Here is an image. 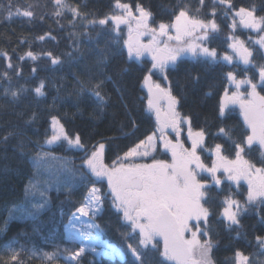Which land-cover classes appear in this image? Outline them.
<instances>
[{"label":"snow or ice","instance_id":"snow-or-ice-1","mask_svg":"<svg viewBox=\"0 0 264 264\" xmlns=\"http://www.w3.org/2000/svg\"><path fill=\"white\" fill-rule=\"evenodd\" d=\"M52 4L55 9L52 15L63 17L67 11L71 14L69 24L73 27L76 20L87 21L86 25L81 26L99 28L98 37L107 34L119 45L106 46L100 50L95 70L86 67L83 78L74 76L76 95L81 98L87 95L93 102L89 119L100 121L108 108H119L127 120V124L121 123V130L124 127L136 128V118L133 115L135 101L126 96L119 81L114 79V75L119 76L120 72H127L128 69L117 66L114 75H108L106 71L116 58L124 55V48L127 49L129 61H140L146 55L151 58L150 67L144 70L140 83L147 89L146 110L155 115V126L151 134L140 139L122 155H117L111 164L104 162V137L89 150L80 132L70 134L58 116H51V134H46L42 142L37 141L33 145L36 149L33 166L39 167L49 161L62 159L52 155L51 148L67 144L83 151L80 174L82 180H87L91 185L80 205L71 214L66 229L67 241L76 242L78 238L90 240L93 230L99 226L93 222L87 230L82 231L76 227V222L83 217L97 216L105 201L110 198L111 206L122 214L125 226L130 230L127 239L135 241L126 245L133 257V264H217L213 259V252L218 247L213 222L223 224L229 233L235 232L236 235L231 239L237 241L242 238V219L250 209L259 217L260 223L264 224V95H261V91H264V15L257 14L264 13V0H259V4L246 6H237L234 0H195L194 4L189 0H174L172 3L159 5L157 12L151 6L146 7L142 0H135L134 3L109 0L108 11L103 15L96 12L83 13L80 5H69L66 0H52ZM37 6L31 3L14 4L12 0H8L6 18L11 19L16 15L27 18L31 23L37 19L33 10ZM163 16L168 19L158 18ZM220 17L225 20L231 18L227 27L233 34L228 37L232 41L228 47L244 65H252L255 70L251 76L245 75L243 79L238 78V71L246 72L249 69L229 70L224 74L228 86L224 87L219 99L217 119L223 124L226 109L230 105L239 107L243 117V130L235 139V130L224 126H218L215 133H209L204 127H194L193 122L198 114L192 109L188 112L179 110L183 107L185 97L181 95L179 81L175 82L174 94L173 82L169 80L170 71H175L185 56L198 62L215 63L223 60L227 64L233 63V55L219 57L217 50L208 46L220 31L217 22ZM44 18V15L39 16L40 21ZM122 25L127 27V39L121 43ZM238 26L259 34V38L254 41L259 45L255 55L253 50L245 46V41L235 35ZM60 27L64 26L60 24ZM143 37H149L147 42ZM46 38L56 39L51 32L36 37L39 41ZM64 55L71 64L74 52ZM41 56L47 57L53 66L66 62L61 55H54L51 51L37 54L29 50L17 59L24 61L25 58H30L37 61ZM0 57L6 61L4 70L0 72V81H7L9 85L3 88L0 96H10V103L16 104L29 92L34 93V98L47 95L48 85L45 79H39L32 88L21 85L12 89V77L19 78L23 69L20 64L12 63L8 52H0ZM257 57L260 62H257ZM36 72L37 68L32 67L33 78ZM157 75L168 81L167 87H162L153 79ZM193 79L198 80L199 77ZM109 83L113 85L115 100L113 92L106 87ZM245 86V91H241ZM231 88L235 90L230 91ZM10 114L22 115L9 113L5 105H0V119ZM38 118V113L33 112L28 123ZM169 130L175 133L174 137L169 138ZM185 132L186 137L182 139ZM20 134L22 133L17 131L9 132L0 138V143H7L10 137ZM210 136L213 140L222 142L209 145ZM161 146L165 153H170V160L156 158L155 154ZM254 147L261 153L256 162L245 158V154ZM205 152L210 154V164L203 158ZM232 155L234 158H230ZM147 158H151L150 163L140 162ZM70 164V161H64L61 167L74 176L75 170L69 167ZM105 181L106 190L103 188ZM241 181L247 183L246 195L239 191ZM97 184L101 187H97ZM36 187L30 182L25 187V196L32 195ZM60 187L63 185H58L57 190ZM48 190L45 188L40 192L41 199L33 203L27 213L21 207L10 210L8 219L0 224V235L8 231L10 220L35 219L48 204ZM68 192L71 193V188H68ZM238 195L244 196L243 202L236 198ZM214 207L219 211H214ZM245 242L248 245L254 242L259 252L246 254L242 249L235 248L230 257H225V264H257L253 256L264 255V235H255L254 241ZM16 243L18 242L13 238L0 245V253H7L6 256L0 255V264H26L27 260L32 259H39L42 264H58L60 259L65 264H83L86 254L84 246L74 251L65 248L63 251L67 255L61 256L59 246L56 251L38 253L34 248L29 249L24 245L13 247ZM91 251L95 252L96 249L92 248ZM22 253L26 256L22 257ZM112 253L119 254L120 250L113 248ZM258 264H264V260Z\"/></svg>","mask_w":264,"mask_h":264},{"label":"trees","instance_id":"trees-1","mask_svg":"<svg viewBox=\"0 0 264 264\" xmlns=\"http://www.w3.org/2000/svg\"><path fill=\"white\" fill-rule=\"evenodd\" d=\"M14 4L31 3L38 5L33 10L37 14V19L29 22L27 18L13 15L11 19L6 18V5L8 0H0V52H8L12 57L13 64H20L23 69L22 75L17 78L12 77L10 87L12 89L19 88L21 85L32 88L38 83L39 79H45L48 87L47 95L40 98H34V93L29 92L22 96L16 104H11V97L0 96V105H5L9 113H20L22 115H5L0 119V138L9 132L17 131L22 134L10 137L7 143H0V224L8 219L9 211L14 207H21L27 213L31 209V205L41 199L40 192L45 188L49 189L46 193L48 197L47 206L37 214L35 219L10 220L8 231L0 235V245H4L13 238L18 242L13 245L19 248L24 245L29 249H35L40 252L56 251L59 246L61 256H66L63 250L68 248L76 250L81 245L78 242L67 241V226L71 214L75 211L81 201L84 199L86 192L91 185L87 180H82L80 174L81 158L84 155L80 149L69 147L67 144L53 146L51 148L52 155L62 158L60 160H52L41 164L39 167L33 166V158L36 149L33 145L42 142L45 135L51 134L50 118L55 115L64 123L67 131L72 134L80 132L82 140L89 150L91 146L101 141L104 137L106 144L105 162L111 164L117 155H122L128 148L134 146L140 139H144L146 135L151 134L155 126V116L148 112L147 109V91L142 87L140 78L144 70L150 67L151 61L147 59L127 60V49L124 48V55L116 58L113 65L106 70L108 75H114L116 67L127 68V72H120L119 76L114 75L121 87L125 90L126 96L135 101V109L133 112L136 118V128L124 127L121 130V123L127 124L126 118L123 116L119 108L110 107L106 110L104 118L100 121H91L89 113L92 111L93 102L85 95L78 97L76 95L77 86L74 76L83 78V72L86 67L95 70V61L101 49L106 46L119 47L112 41L107 34L97 36L99 28L92 29L90 27H82L87 21L76 20L75 27L69 24L71 14L67 11L63 17L52 15L54 6L52 0H12ZM125 2L134 3L135 0H125ZM144 5L151 6L154 12L158 11L161 4H169L174 0H142ZM194 4L195 0H189ZM69 5H80L81 12H96L103 15L108 11L109 0H66ZM239 5H249L252 3L259 4V0H234ZM86 5V7H85ZM264 15V13H257ZM44 15V20L40 21L39 16ZM167 20V16L158 17ZM91 19V17H89ZM59 20V24H57ZM220 31L214 36L209 43V47L217 50L218 56L229 55L228 44L232 30L227 27L231 23V18L225 20L218 18ZM60 24L64 27L61 28ZM122 38L125 37L126 30L122 28ZM51 32L56 37L55 40L46 38L44 41L36 39L39 35ZM75 33V35H72ZM236 36L245 41L246 47L254 51L259 45L254 41L259 38V34H251L239 30L235 32ZM251 38V39H249ZM21 41H25L21 43ZM74 49L76 51H74ZM41 53L51 51L54 55H61L66 62L63 65H51L47 57L41 56L37 61L25 58L24 61H18V57L27 51ZM74 52V59L71 64L67 62L68 57L64 54ZM257 62H260L257 57ZM6 61L0 57V72L4 70ZM32 67L37 68L35 78L31 73ZM245 70L238 71V78L243 79L245 75L251 76L255 71L252 65H244L239 60L232 64H227L223 60L215 63H205L204 61H196L183 58L177 65L175 71H170L169 80L173 82V91L176 94V81H179L181 95L185 97L181 112H188L190 109L198 114L194 119V127H204L209 133H215L218 126H224L234 129L233 138L239 136L242 131L243 117L237 105L229 106L226 109L225 116L221 120L217 119V106L220 97L223 94L224 87L228 86L225 82V73L229 70ZM199 77L198 80L193 77ZM160 80L161 78L157 75ZM7 81H0V93L4 87H8ZM110 92H113V100L116 99L113 85H106ZM59 89V91H57ZM231 88L230 91H234ZM261 91L260 88L257 89ZM245 91V90H244ZM211 93V95H205ZM264 95V91H261ZM143 109V111H142ZM38 113L39 118L30 121L31 114ZM82 113V115L80 114ZM114 113L116 114L114 116ZM246 127V126H244ZM115 139H108V138ZM186 137V132L182 135V139ZM21 141L23 145H21ZM220 140H213L209 137L208 143H221ZM187 146V144H186ZM157 159L170 160V153H165L160 147L155 154ZM260 151L254 147L251 152L245 154L246 159L256 162L260 158ZM210 154L203 153L206 163H211ZM234 158V155L230 156ZM64 161H70L69 167L75 170V175L66 173L61 165ZM144 162H151L145 160ZM94 179V178H93ZM33 183L37 187L33 190V194L25 196V187ZM58 185H63L57 190ZM97 187H101L97 184ZM68 188H71L69 194ZM106 190V182L103 185ZM243 202L244 196L236 197ZM214 211L219 209L214 207ZM63 213V215H61ZM100 231L103 233L105 240L111 244L118 246L126 255L125 258L102 257L97 259L95 255L89 253L83 258V264H133V257L127 251V243H135L134 240L127 239L130 230L125 226L122 214L117 213L111 206L110 198L103 204L102 212L95 219ZM243 228L240 229L242 238L240 240L231 239L236 235L235 232L229 233L224 229L223 224L212 223V228L217 235L215 240L218 242L217 249L213 252V259L217 264H225V257H230L235 248L242 249L246 254H255L259 250L254 242L248 245L245 240L254 241L255 235H264V224H261L259 217L250 209L249 213L242 219ZM6 256L7 253H0ZM26 256L25 253L21 254ZM254 261L264 260V255L256 254L253 256ZM26 264H42L39 259L27 260ZM58 264H65L63 259ZM173 264V262H166Z\"/></svg>","mask_w":264,"mask_h":264},{"label":"rangeland","instance_id":"rangeland-1","mask_svg":"<svg viewBox=\"0 0 264 264\" xmlns=\"http://www.w3.org/2000/svg\"><path fill=\"white\" fill-rule=\"evenodd\" d=\"M121 28H125V30H126L125 37L127 38V27L122 25ZM239 30L244 31V32H248L249 36H251L252 33L253 34H257L256 32H254V31H252L250 29H244V28L239 27V26L237 27V29H236L235 32H238ZM237 37L242 40L241 37H239V36H237ZM148 39H149V37H143V40L145 42H147ZM231 42L232 41L230 40L229 44ZM228 52H229V55H233V57H234L233 62L239 60L235 56V54L232 52V49L231 48H229ZM144 58H145V56L142 59H144ZM183 58H188V59L194 60L190 56H185ZM239 62H241V61L239 60ZM153 79L156 80L158 83H160L162 87H167L168 86V81H165L162 78L160 80L158 77H155L154 76ZM245 88H246V86L245 87H242L241 91H244ZM146 91H147V89H146ZM230 106H232V105H230ZM170 131L171 130H169V133H170ZM146 160H151V158H147ZM104 162H105V160H104ZM140 162H144V161H140ZM241 185H242V187H241V189L239 191L241 193H244L246 195V191L245 190L247 188V183L245 181H241ZM101 212H102V210L98 213L97 216H99L101 214ZM97 216H95V217H83V218H81L79 221L76 222V227L78 229L82 230V231L83 230H87L90 224H92L93 222L95 223V219H96ZM76 242H78L81 246H84L86 248V254L91 253V254L95 255L97 259H100L102 257H111V258L114 257V258H122L123 259V258L126 257L125 253L118 246H116L114 244H111L109 241L105 240V238L103 236V233L100 231L99 228L93 230V236H92V238L90 240L84 241L82 238H78ZM92 248H95L96 251L95 252L91 251ZM113 248L120 250V253L119 254H113L112 253V249ZM106 252L109 253V254L108 255H105L104 253H106Z\"/></svg>","mask_w":264,"mask_h":264},{"label":"flooded vegetation","instance_id":"flooded-vegetation-1","mask_svg":"<svg viewBox=\"0 0 264 264\" xmlns=\"http://www.w3.org/2000/svg\"><path fill=\"white\" fill-rule=\"evenodd\" d=\"M144 59L150 60L151 58H150V56H147L146 55ZM168 135H169V138H172V137L175 136V133H173V132L170 131V133H168Z\"/></svg>","mask_w":264,"mask_h":264}]
</instances>
